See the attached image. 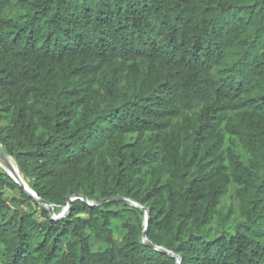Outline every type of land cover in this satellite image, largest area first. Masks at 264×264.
<instances>
[{
	"label": "trees",
	"instance_id": "trees-1",
	"mask_svg": "<svg viewBox=\"0 0 264 264\" xmlns=\"http://www.w3.org/2000/svg\"><path fill=\"white\" fill-rule=\"evenodd\" d=\"M0 143L56 211L130 197L180 264H264V0H0ZM0 180V264H177L141 208Z\"/></svg>",
	"mask_w": 264,
	"mask_h": 264
},
{
	"label": "water",
	"instance_id": "water-1",
	"mask_svg": "<svg viewBox=\"0 0 264 264\" xmlns=\"http://www.w3.org/2000/svg\"><path fill=\"white\" fill-rule=\"evenodd\" d=\"M1 145V143H0ZM0 156L4 159L7 160V163L8 165L12 166V164L10 163V161L8 160V155L7 153L0 148ZM17 176H18V179H16L15 181L20 184L22 186V188L31 196H33L34 198H36L37 200H39L40 202H42L43 204H45L49 210H50V214L53 218H56V219H60V218H63L65 217L71 210L72 208V204H73V200L76 199V198H81L85 201H87L89 204L91 205H95V204H103V203H106L110 200H120V201H124L126 203H129L133 206H136L138 208H141L145 211V220H144V227H143V234H142V239L144 242H146L147 244L161 250V251H164V252H167L173 256H176L177 257V264H180L181 263V260H182V256L180 254H177L175 253L173 250H170L162 245H159L155 242H153L152 240H150L148 238V235H147V228H148V224H149V219H150V207L140 203L139 201L133 199V198H130V197H126V196H112V197H109V198H103L101 200H95V199H89L86 195L84 194H81V193H77V194H74V195H71L68 197V201L67 203L64 205L63 209L58 212L56 211L55 209V205L53 202H51L50 200L46 199V198H42L41 196L38 195L37 191L29 184V182L23 177V175L21 174L20 172V169L17 165Z\"/></svg>",
	"mask_w": 264,
	"mask_h": 264
},
{
	"label": "rangeland",
	"instance_id": "rangeland-1",
	"mask_svg": "<svg viewBox=\"0 0 264 264\" xmlns=\"http://www.w3.org/2000/svg\"><path fill=\"white\" fill-rule=\"evenodd\" d=\"M229 143V141H228ZM2 149L6 152V150L4 149L2 143H1ZM235 148L236 150L240 153L242 159L244 161H248L249 157L251 156L249 150L247 148H245L239 141H236L235 143ZM8 155H10L8 152H6ZM12 156V155H10ZM13 157V156H12ZM14 158V157H13ZM15 160V159H14ZM3 168L0 166V174H3V172H6L5 170H2ZM7 173V172H6ZM9 174V173H7ZM10 175V174H9ZM13 179V178H12ZM15 181V179H13ZM16 182V181H15ZM237 184L236 183H232L229 187L228 192L223 196L220 206L224 209V210H229L232 212V214H237L240 211V200L239 197L237 196L236 193V189H237ZM14 196H20V190L19 189H7L6 190V199L10 205L9 209H3L1 211V213L5 216L8 217L10 215H12L14 213V210L17 208H20L21 210H24L25 207L21 204H19L18 202H16L13 197ZM120 206L117 205H113L112 208H119ZM136 207V206H133ZM137 208V207H136ZM142 209L138 210V211H132L129 210L126 212L128 217L133 218L134 222H138L139 221V217H144L145 213L141 212ZM40 211L36 212V215H39ZM124 218H120V219H116L114 221L115 224V236L118 240L121 239L122 237V222H123ZM92 243L94 246L99 245V241L95 238H92Z\"/></svg>",
	"mask_w": 264,
	"mask_h": 264
},
{
	"label": "bare ground",
	"instance_id": "bare-ground-1",
	"mask_svg": "<svg viewBox=\"0 0 264 264\" xmlns=\"http://www.w3.org/2000/svg\"><path fill=\"white\" fill-rule=\"evenodd\" d=\"M0 148L2 149L1 145H0ZM8 160L10 161L12 166L8 165L7 160L0 156V166L3 168L2 170H5L7 173L10 174V176L13 179L16 180V179H18V176H17V172H18L17 171V163L14 160V158L12 156H10V155H8ZM63 207H64V205L59 209L58 212H60L63 209ZM145 218H146V216L144 215V220H145Z\"/></svg>",
	"mask_w": 264,
	"mask_h": 264
},
{
	"label": "built area",
	"instance_id": "built-area-1",
	"mask_svg": "<svg viewBox=\"0 0 264 264\" xmlns=\"http://www.w3.org/2000/svg\"><path fill=\"white\" fill-rule=\"evenodd\" d=\"M4 188H5V187H4L3 183H2V181L0 180V192L3 191Z\"/></svg>",
	"mask_w": 264,
	"mask_h": 264
}]
</instances>
